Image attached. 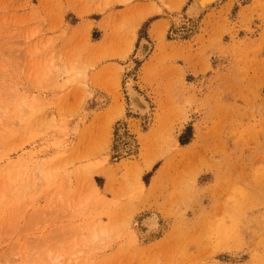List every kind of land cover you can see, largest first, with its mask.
I'll return each instance as SVG.
<instances>
[{"label": "rangeland", "instance_id": "obj_1", "mask_svg": "<svg viewBox=\"0 0 264 264\" xmlns=\"http://www.w3.org/2000/svg\"><path fill=\"white\" fill-rule=\"evenodd\" d=\"M190 1L0 0V264H264V0Z\"/></svg>", "mask_w": 264, "mask_h": 264}, {"label": "bare ground", "instance_id": "obj_2", "mask_svg": "<svg viewBox=\"0 0 264 264\" xmlns=\"http://www.w3.org/2000/svg\"><path fill=\"white\" fill-rule=\"evenodd\" d=\"M221 0H191L187 7V13L191 19L190 24L186 27L185 33L192 32L194 27L200 18V16L206 11L213 8L214 5L218 4ZM158 26L153 27V32H156ZM150 51V43L146 40H142L139 48L138 54L142 59ZM126 94L129 100L128 108L131 115L136 116L141 123L147 125L150 121V104L147 99L133 86L132 83L127 84ZM98 100L104 101L103 96H98ZM117 101V100H116ZM120 104L115 102V111L122 113L123 110L119 108ZM118 136L120 138L118 151L120 154H126L128 151H132L134 148V143L132 140L127 138L124 134L123 127L119 128ZM149 164L148 166H150ZM141 227L143 228V233L145 235L154 232L158 226V218L155 214H150L144 216L140 220Z\"/></svg>", "mask_w": 264, "mask_h": 264}]
</instances>
